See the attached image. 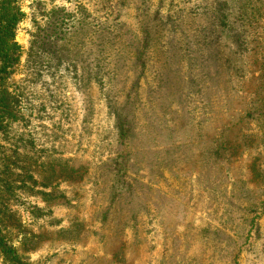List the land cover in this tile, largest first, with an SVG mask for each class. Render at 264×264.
<instances>
[{
  "label": "rangeland",
  "instance_id": "1",
  "mask_svg": "<svg viewBox=\"0 0 264 264\" xmlns=\"http://www.w3.org/2000/svg\"><path fill=\"white\" fill-rule=\"evenodd\" d=\"M16 2L0 264H264V0Z\"/></svg>",
  "mask_w": 264,
  "mask_h": 264
},
{
  "label": "trees",
  "instance_id": "2",
  "mask_svg": "<svg viewBox=\"0 0 264 264\" xmlns=\"http://www.w3.org/2000/svg\"><path fill=\"white\" fill-rule=\"evenodd\" d=\"M22 15L16 0H0V59L3 62L0 71H6V67L17 58L13 37Z\"/></svg>",
  "mask_w": 264,
  "mask_h": 264
}]
</instances>
